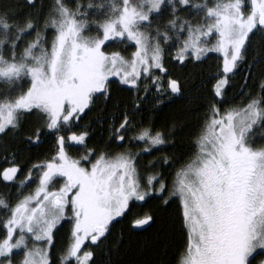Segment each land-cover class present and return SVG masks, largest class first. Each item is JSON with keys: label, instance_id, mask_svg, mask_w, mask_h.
Wrapping results in <instances>:
<instances>
[{"label": "snow or ice", "instance_id": "obj_1", "mask_svg": "<svg viewBox=\"0 0 264 264\" xmlns=\"http://www.w3.org/2000/svg\"><path fill=\"white\" fill-rule=\"evenodd\" d=\"M257 34L264 38V0H51L46 12L40 0H0V140L39 143L51 134L56 146L49 161L33 165L37 174L30 169L20 182H38L33 193H21L14 204L0 198L7 212L0 220V264H117L112 255L125 229L110 239L112 229L126 221L129 234L146 230L171 203L185 236L177 264H253L264 254V79L241 105L223 106L231 77L246 65L247 87L252 68L264 61V54L247 61ZM173 49L171 60L181 65L209 53L219 54L222 65L195 151L169 184L162 173L141 175L137 164L141 152L173 140L175 123L160 130L132 116L149 98L159 107L184 96L165 63ZM113 78L144 95L133 100L132 115L115 106L109 140L128 148L109 156L87 148L89 132L77 122L97 100H111ZM33 120L25 135V122ZM134 141L142 143L139 152L132 151ZM76 145L86 149L79 159L68 152ZM0 152L9 165L0 179L15 181L16 152L6 144ZM150 200L157 208L144 211ZM177 218L161 224L154 246L170 243ZM65 221L69 238L54 253Z\"/></svg>", "mask_w": 264, "mask_h": 264}, {"label": "trees", "instance_id": "obj_2", "mask_svg": "<svg viewBox=\"0 0 264 264\" xmlns=\"http://www.w3.org/2000/svg\"><path fill=\"white\" fill-rule=\"evenodd\" d=\"M45 6L51 3V0H40ZM87 3L88 0H82ZM94 35L95 33H90ZM32 37H26L31 39ZM51 38V30L49 39ZM112 50V49H109ZM131 49H129L130 51ZM175 50L166 52L165 63L169 74L173 78L180 80L183 89V97H173L172 100H166L159 107H156L151 98L144 102L142 109L132 116L135 124L143 123L147 125L151 122L157 129L168 130L171 129L173 123L176 128L173 134V140L162 146L160 151L153 150L151 153L141 152L138 157L137 167L141 175L162 173L165 180L171 184L175 178L176 172L188 162L191 155L194 153V142L200 130L203 117L207 111V105L212 100L211 85L215 83L214 77L220 70L222 64L221 57L217 53H209L202 62H185L181 65L176 61L171 60ZM264 54V38L257 34L252 38L251 46L247 52V61L251 63L255 58ZM247 66H242V70L235 76H232L225 97L224 108H232L241 105L246 99V93H256L257 82L264 79V61L257 63L252 68L253 75L245 84V73ZM110 88L111 100L105 103L102 100H97L91 110H86L81 119L77 122L78 130H87L89 137L86 141L87 148L96 149V152H106L109 156H114L120 152L126 151L128 146L109 140L110 130L109 123L112 121L115 112V106L118 104L121 110L127 109L132 115V103L138 95L143 96L141 91L137 93L135 90L128 88V86L119 85L116 78ZM223 111V109H222ZM107 121V122H106ZM35 127L34 120L32 122H25L23 132L25 135L29 134ZM131 131L129 136L133 135ZM23 136L16 138L14 136L4 137L0 140V144H6L13 151L16 152V161L19 164L21 171L18 173L15 181L4 182L0 179V198L9 200L12 204L17 202L21 197V193L28 195L33 193L37 187L38 182H29L26 186L21 187L20 182L25 179L28 171L33 169V165L44 164L49 161L56 153L55 136H42L39 143L21 142ZM259 141V133L257 134ZM142 147L141 142L134 141L132 144V151L139 152ZM85 147L76 145L68 149L69 155L73 159H79L85 154ZM167 157L168 164H163L161 161L163 157ZM94 159V158H93ZM155 161L156 168L147 169V165ZM9 166L4 162V154L0 152V169ZM34 176L37 174L33 169ZM158 201L150 200L144 205V211L155 210ZM157 221L151 226H145L146 230H138L136 234H129L126 230L127 222L117 224L112 229V237L115 239L120 230L123 228L124 241L119 248L118 253L112 255V259L117 264H177L179 254L183 251L185 236L180 229L177 218V204L171 203L163 209L155 212ZM7 212L0 209V220L5 219ZM177 218V223L169 229L170 243L166 247H157L152 244V241L159 233L161 224L168 225L171 221ZM70 226L68 222H63V226L59 228L55 238L54 253H58L69 238ZM3 235V229L0 227V236ZM264 254H257L253 260L256 264L258 259ZM20 257L19 254L15 256Z\"/></svg>", "mask_w": 264, "mask_h": 264}, {"label": "rangeland", "instance_id": "obj_3", "mask_svg": "<svg viewBox=\"0 0 264 264\" xmlns=\"http://www.w3.org/2000/svg\"><path fill=\"white\" fill-rule=\"evenodd\" d=\"M88 34H90V33H88ZM131 51H134V49H131L129 52H131ZM219 55V54H218ZM221 60H222V57H221ZM222 65V64H221ZM93 161H94V159H93ZM88 167H90V165H87ZM61 183H62V181H61ZM35 191V190H34ZM33 191V192H34ZM21 257H16V259H18V260H16V261H19V259H20ZM261 261H264V256H261L259 259H258V261L256 262V264H260V262Z\"/></svg>", "mask_w": 264, "mask_h": 264}]
</instances>
